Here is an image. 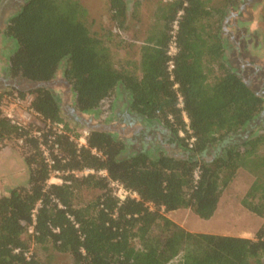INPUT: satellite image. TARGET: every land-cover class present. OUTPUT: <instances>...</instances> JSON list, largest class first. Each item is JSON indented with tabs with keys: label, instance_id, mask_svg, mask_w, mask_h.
<instances>
[{
	"label": "trees",
	"instance_id": "16d2710c",
	"mask_svg": "<svg viewBox=\"0 0 264 264\" xmlns=\"http://www.w3.org/2000/svg\"><path fill=\"white\" fill-rule=\"evenodd\" d=\"M230 4L161 0L152 28L135 39L140 42L137 58L118 56L114 47L120 32L129 29V19H138L140 0L133 9L129 0H109L116 32L93 31L79 0H27L14 12L3 29L4 37L16 43L7 76L29 83L28 90L13 89L21 96L33 94V109L45 121L64 122L66 132L56 136L61 157L50 164L30 128L12 123L0 110V150L9 140L23 139L19 147L30 171L26 185L0 195V264H44L33 244L69 253L72 264H170L178 257L181 264L260 262L264 227L255 238L193 232L166 216L190 208L211 219L240 169L255 176L243 206L264 216V132L248 135V127L264 113V95L226 60ZM175 21L178 51L172 57ZM62 67L78 111L100 109L122 87L130 95V122H141L144 133H167L164 142L176 154L159 146L149 151L143 143L134 150L132 142L101 129H91L87 144L79 147L57 93L46 85ZM47 135L44 143L53 146ZM85 169L95 172L75 175ZM53 170L69 174L63 183L49 184ZM111 181L138 197L121 200ZM82 186L101 192L78 204ZM30 226L33 233L26 238Z\"/></svg>",
	"mask_w": 264,
	"mask_h": 264
},
{
	"label": "rangeland",
	"instance_id": "374dc122",
	"mask_svg": "<svg viewBox=\"0 0 264 264\" xmlns=\"http://www.w3.org/2000/svg\"><path fill=\"white\" fill-rule=\"evenodd\" d=\"M26 1L3 0L0 2V28L3 25L5 26L14 12ZM79 1L88 10L87 20L93 31L109 28L116 32L110 20L109 0ZM135 1L129 0L132 9ZM140 1L138 19L131 17L129 19V29L120 32V36L115 38L116 48L114 47V50L118 53V56L137 58L140 42H138V39L135 41V39L145 37L155 21V12L161 0ZM230 2L224 23L226 60L239 70L251 86L264 95V0H230ZM2 37L0 35V110L4 115L5 111L15 107L16 117L29 123L30 133L33 134L35 130L43 131L47 123L44 118L33 112L28 115L29 101L34 98V95L28 93L21 96L13 89V86H16L28 90L31 85L27 82L17 83L7 76L8 59L15 49L16 43L11 39ZM217 73L220 74L219 71ZM46 85L57 93L66 120L73 129L71 139L77 142L79 147L87 144L85 137L91 129H101L111 131L125 138L129 143L132 142L134 150L139 149V145L141 146L143 143L149 151H156L155 147L159 146L167 153L176 154L173 146L164 142L163 138L167 133L163 134L162 131L152 132L151 130L144 133V131L142 132L144 125L141 122H130L127 116L130 95L122 87H118L116 92L105 100L101 108L95 110V112H80L75 107V94L70 83L64 77L63 67L59 70L57 76ZM16 95L23 99V103L17 107L13 105V99ZM25 115L28 116L24 118ZM248 130V135L264 132V113L257 119L256 124L248 127ZM46 131L43 133H47ZM49 131L54 132V128L49 129ZM140 133H142L141 138L143 139L138 138ZM77 134L80 136H76ZM22 144L23 139H12L7 141V145L0 150V195L6 193L13 186L28 183L30 171L22 157L21 147H19ZM45 147L47 151L49 150L51 157L56 155L61 157V152L51 146L50 143H47ZM177 155H180V153H177ZM210 156L212 157V155ZM94 172L85 169L75 171V175L82 177ZM68 174V171L53 170L48 183L61 184ZM98 174L107 175L105 171L98 172ZM254 180L255 176L252 173L240 169L230 185L223 190L218 209L211 219L200 218L190 208L170 211L166 213V216L193 232L255 238L258 229L264 227V216L253 214L242 204V199ZM110 187L114 195L120 198L123 193L120 185L115 181H111ZM100 192L99 189L82 186L77 190L76 202L86 204L96 199ZM32 233L33 227L30 226L29 231L24 236L30 238ZM32 250L37 253L44 264L73 263V258L69 253L46 251L34 244ZM170 264H181V258L174 259ZM253 264H264V257L260 262Z\"/></svg>",
	"mask_w": 264,
	"mask_h": 264
},
{
	"label": "built area",
	"instance_id": "2783aa9c",
	"mask_svg": "<svg viewBox=\"0 0 264 264\" xmlns=\"http://www.w3.org/2000/svg\"><path fill=\"white\" fill-rule=\"evenodd\" d=\"M177 28H178V21H175L174 25H173V30H172V40H171V43H170V48H169V54L170 56H174L177 51H178V46H177V41H176V31H177ZM170 67L173 68V61L170 62ZM14 102H13V105L14 106H18L19 104H22L23 103V99H21L20 96L16 95L15 98L13 99ZM29 100V99H28ZM32 101L33 99L31 98L30 101H29V109H28V115L31 114L32 112L33 113H37L38 115H40L38 112H36L33 107H32ZM15 107H12L11 109H9L8 111H5V116L8 117L9 119H11L12 123L18 125L19 127H22V128H28L29 126V123H27L26 120L22 119V118H17L16 117V113H15ZM28 115H25L24 118H26ZM41 116V115H40ZM29 118V117H28ZM46 125H45V130H47V138L49 139L50 142H54L53 143V147L55 149H59V145L55 142L56 140V136L58 134H62L65 129V124L63 122H51V121H46ZM54 128V132L52 131H49V129H53ZM44 129V128H43ZM41 131V130H35L33 132V134L31 133V135L33 137H36L39 139L40 141V145L42 147V150H43V153L46 157V160L48 163L50 164H53L54 163V160H53V157H51L50 155V152L49 150L47 151L46 149V143H44V131ZM194 140V139H192ZM118 185H120L123 193L120 195V198L121 200H124L126 199L128 196L129 197H132V198H135V197H138V194L136 191H133L131 189H127L125 188L122 184H120L119 182H117ZM35 213L36 211H34V214H33V217L35 218Z\"/></svg>",
	"mask_w": 264,
	"mask_h": 264
},
{
	"label": "crops",
	"instance_id": "0c3cea01",
	"mask_svg": "<svg viewBox=\"0 0 264 264\" xmlns=\"http://www.w3.org/2000/svg\"><path fill=\"white\" fill-rule=\"evenodd\" d=\"M6 25V24H5ZM3 29H4V25L0 28V35H2L4 37V34H3ZM2 37V38H3ZM5 67V66H4ZM129 110V109H128ZM92 112H95V111H92ZM3 151V150H2ZM16 186H19V185H16ZM14 187V186H13Z\"/></svg>",
	"mask_w": 264,
	"mask_h": 264
}]
</instances>
